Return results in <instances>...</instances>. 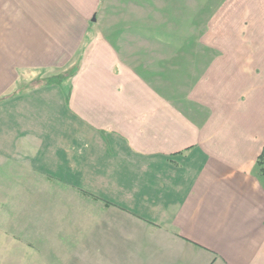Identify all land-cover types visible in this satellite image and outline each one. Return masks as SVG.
I'll use <instances>...</instances> for the list:
<instances>
[{"label": "crops", "instance_id": "obj_1", "mask_svg": "<svg viewBox=\"0 0 264 264\" xmlns=\"http://www.w3.org/2000/svg\"><path fill=\"white\" fill-rule=\"evenodd\" d=\"M263 148L264 0H0L12 263L264 264Z\"/></svg>", "mask_w": 264, "mask_h": 264}, {"label": "rangeland", "instance_id": "obj_2", "mask_svg": "<svg viewBox=\"0 0 264 264\" xmlns=\"http://www.w3.org/2000/svg\"><path fill=\"white\" fill-rule=\"evenodd\" d=\"M168 35V34H166ZM169 39V40H167ZM164 42L166 44H170L171 40L169 36H164L163 38ZM70 74V73H68ZM42 200H34V203H38L40 206L42 205L41 203ZM11 203V204H17L20 207L22 204L20 202V200L18 199H0V264H14L11 261V251L13 249V244H16V241L18 240H24L26 239V231H15L12 230V225H11V220H13L14 222H16L15 219H20L21 217H24L23 219L25 220L26 216H21L19 215L18 218L16 216H11V214H9V208H6V206H4L3 204H7ZM23 206H25V204H23ZM15 207V205H14ZM11 211V208H10ZM44 216H35V219L37 220L38 223H41V225H46L47 223H50V221H53L52 219H54V216H50L49 219L43 218ZM15 218V219H12ZM23 259H25V257H23ZM24 264V263H21Z\"/></svg>", "mask_w": 264, "mask_h": 264}, {"label": "trees", "instance_id": "obj_3", "mask_svg": "<svg viewBox=\"0 0 264 264\" xmlns=\"http://www.w3.org/2000/svg\"><path fill=\"white\" fill-rule=\"evenodd\" d=\"M62 79H64V77H59V76H55V77H51L47 84H52V83H59ZM257 166L259 168V174L262 176L263 180H264V148L260 154V156L257 159Z\"/></svg>", "mask_w": 264, "mask_h": 264}]
</instances>
